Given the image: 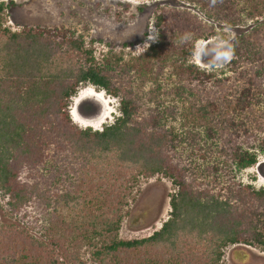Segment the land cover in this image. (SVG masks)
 Segmentation results:
<instances>
[{
	"label": "trees",
	"instance_id": "obj_1",
	"mask_svg": "<svg viewBox=\"0 0 264 264\" xmlns=\"http://www.w3.org/2000/svg\"><path fill=\"white\" fill-rule=\"evenodd\" d=\"M176 1L204 19L159 3L156 44L125 64L112 51L98 63L64 28L11 32L0 2V199L9 216L23 224L33 218L31 227L48 233L39 241L27 226L0 231V264H85L73 241L55 238L63 222L70 233L91 237L94 264L149 254L173 264H223L229 246H264V189L235 180L264 160V0ZM222 25L240 31L216 74L190 59L199 41L223 36ZM165 71L174 88L163 95L178 98L179 114L202 131L177 133L169 126L174 110L159 109L157 98L147 107L130 84L131 74L141 80ZM87 86L118 101L119 116L101 130L82 129L70 115ZM181 145L198 161L183 157ZM154 176L176 190L169 218L149 237L118 239L125 200H110L107 184L122 193ZM89 194L108 204L94 210Z\"/></svg>",
	"mask_w": 264,
	"mask_h": 264
},
{
	"label": "rangeland",
	"instance_id": "obj_2",
	"mask_svg": "<svg viewBox=\"0 0 264 264\" xmlns=\"http://www.w3.org/2000/svg\"><path fill=\"white\" fill-rule=\"evenodd\" d=\"M0 2L7 6L3 14V28L17 33L26 27L64 28L72 32L75 37L83 39L85 46L92 49L93 57L98 63L109 51H112V54L122 57V63L125 64L137 59L149 47L154 46L157 42V30L153 26V17L159 3L169 8L187 9L204 19L196 7L176 0L159 2L157 0H0ZM218 31L223 36L209 41H199L195 54L190 59L196 66L215 71L216 74L224 70L225 64L230 59L231 42L240 29L222 25L218 26ZM129 80L133 90L138 93V97L143 99L144 105L153 109L156 105L154 98H157V101L162 104V106L159 105V109L171 112L174 110L175 119H169V126L177 133L185 136L186 130L193 129L192 118L179 114L183 103L174 96L163 95L174 88L168 71L160 77L147 75L141 80L131 74ZM158 85H161V88L157 89ZM118 109L116 99L92 86L80 89L69 105L73 122L82 129L91 128L92 130H101L104 126L113 123L119 116ZM193 130L202 131L200 128ZM181 146L183 157H188L189 161H198V157L193 154L196 153L194 149ZM191 149L194 151L192 154H190ZM258 162L238 172L235 180L243 185H252L256 190L264 189V160L259 158ZM112 185L107 184L108 198L110 195L111 200L113 195L117 198L124 197L125 200V205L120 212L122 219L118 239L130 241L149 237L169 218L170 196L176 191L169 179L162 176L140 178L122 193L118 192L117 186ZM115 185H118V182ZM88 201L94 210L108 204V200L102 195L89 194ZM37 214L38 212L35 216ZM31 220L33 218H30ZM30 221L26 222V225L9 216L0 199V231L27 226L31 235L39 241H46L48 233H45L43 228H32ZM60 225L63 227L54 229L55 238L73 241L77 245L80 259L85 264H94L91 260L92 248L89 245V241L93 242L90 240L91 237L84 239L82 236L70 233L66 222ZM166 259L168 260L163 261L157 255L149 254L143 260L135 259L131 255L127 259L120 258V263L124 264L127 261L130 264L174 263L170 257ZM17 264H24V262L19 260ZM223 264H264V246H229L224 250Z\"/></svg>",
	"mask_w": 264,
	"mask_h": 264
}]
</instances>
